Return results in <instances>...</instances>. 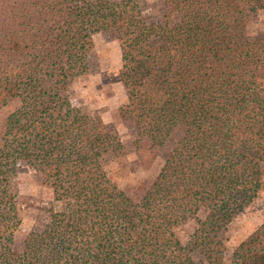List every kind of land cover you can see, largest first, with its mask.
Here are the masks:
<instances>
[{"label": "trees", "instance_id": "trees-1", "mask_svg": "<svg viewBox=\"0 0 264 264\" xmlns=\"http://www.w3.org/2000/svg\"><path fill=\"white\" fill-rule=\"evenodd\" d=\"M211 1L209 13L156 45L123 1L0 0V264H197L196 250L208 264H264V222L228 261L221 238L264 190V37L247 34L264 0ZM106 30L132 81L119 114L134 125L138 149L180 133L134 195L103 185L111 136L68 95L69 78L89 72L93 36ZM13 158L38 162L63 204L22 251L13 246L18 199L4 169ZM203 209L183 247L176 229Z\"/></svg>", "mask_w": 264, "mask_h": 264}, {"label": "rangeland", "instance_id": "rangeland-1", "mask_svg": "<svg viewBox=\"0 0 264 264\" xmlns=\"http://www.w3.org/2000/svg\"><path fill=\"white\" fill-rule=\"evenodd\" d=\"M139 13L151 30L154 44H160L175 35L181 24L197 14L209 13L211 0H199L197 6H188L185 0H116ZM247 34L250 38L264 37V9L249 14ZM94 47L88 53L89 72L67 81L68 95L73 106L89 115H98L111 136V146L102 151L106 175L102 183L107 188L119 187L134 195L139 185L149 186L160 171L165 157L176 144L180 133L175 132L162 147L151 152L138 149L135 127L121 119L119 109L133 95L130 75L123 69L120 45L110 30L93 36ZM154 156V157H153ZM148 157H153L147 160ZM6 177L17 194V214L14 248L22 251L28 241L36 240L49 223H54L62 202L54 200L52 179L41 173L38 162L13 158L5 162ZM206 210L176 229L184 246L205 219ZM264 222V190L221 233L226 246L227 261L236 247ZM180 248L169 252L177 256ZM197 264H208L199 250L193 253Z\"/></svg>", "mask_w": 264, "mask_h": 264}]
</instances>
